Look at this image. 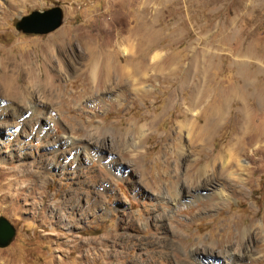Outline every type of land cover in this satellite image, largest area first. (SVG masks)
<instances>
[{"label": "rangeland", "instance_id": "rangeland-1", "mask_svg": "<svg viewBox=\"0 0 264 264\" xmlns=\"http://www.w3.org/2000/svg\"><path fill=\"white\" fill-rule=\"evenodd\" d=\"M1 216L0 264H264V0H0Z\"/></svg>", "mask_w": 264, "mask_h": 264}, {"label": "water", "instance_id": "water-1", "mask_svg": "<svg viewBox=\"0 0 264 264\" xmlns=\"http://www.w3.org/2000/svg\"><path fill=\"white\" fill-rule=\"evenodd\" d=\"M64 21L61 6L45 10H33L19 18L16 23L18 30L26 34H47L59 28ZM16 235L15 226L4 216L0 217V246L9 245Z\"/></svg>", "mask_w": 264, "mask_h": 264}, {"label": "bare ground", "instance_id": "bare-ground-1", "mask_svg": "<svg viewBox=\"0 0 264 264\" xmlns=\"http://www.w3.org/2000/svg\"><path fill=\"white\" fill-rule=\"evenodd\" d=\"M156 62V61H155ZM37 77H39V76H37ZM36 83V82H35ZM38 85V84H37ZM32 89V88H31ZM44 89V88H43ZM25 90V89H24ZM38 90V89H37ZM48 90V89H47ZM36 91V90H35ZM39 92V91H38ZM202 96V95H201ZM200 96V97H201ZM200 99V98H199ZM195 103V102H194ZM193 104V103H192ZM195 106V105H194ZM189 123V122H188ZM191 124V123H190ZM195 124V123H194ZM216 126V125H215ZM195 129V128H194ZM204 139V138H203ZM201 140H202V138H201ZM200 140V141H201ZM205 140V139H204ZM206 141V140H205ZM193 142V141H192ZM199 143V142H198ZM199 145V144H198ZM201 145V144H200ZM202 145H204L203 143H202ZM197 146V145H196ZM202 147V146H201ZM229 152H231V151H229ZM131 154V153H130ZM134 154V153H133ZM135 155V154H134ZM132 157H133V155H132ZM240 158V157H239ZM223 159H224V157H223ZM236 159V158H235ZM239 161V160H238ZM207 162V161H206ZM223 163V162H222ZM230 163V162H229ZM238 163V162H237ZM211 164V163H210ZM219 164V163H218ZM212 165V164H211ZM210 165V166H211ZM223 165V164H222ZM226 166H228V164H225ZM230 165V164H229ZM242 165V164H241ZM220 166V165H219ZM216 167H218L217 165H216ZM241 167V166H240ZM239 167V168H240ZM213 168V167H212ZM226 168V167H225ZM244 167H243V165H242V169H243ZM206 169V168H205ZM204 169V170H205ZM224 170V169H223ZM230 170V169H229ZM240 170V169H239ZM244 170V169H243ZM202 171H203V169H202ZM214 171H215V169H214ZM213 171V172H214ZM204 173H205V171H203ZM213 172H211V175H212V173ZM231 172V171H230ZM233 172V171H232ZM234 172H236V171H234ZM213 174H215V173H213ZM217 174V173H216ZM231 174V173H230ZM238 174V173H237ZM236 174V175H237ZM241 174V173H240ZM214 176V175H213ZM232 176H234V173H233V175ZM239 175H237V177H238ZM218 177V176H217ZM199 178H200V176H199ZM222 178H224V177H222ZM209 180H210V178H208ZM213 179V178H212ZM217 179V178H216ZM219 179H220V177H219ZM246 179V178H245ZM142 180V179H141ZM200 180V179H199ZM218 180V179H217ZM221 180V179H220ZM230 180V179H229ZM242 180V179H241ZM189 181V180H188ZM207 181V180H206ZM228 181V180H227ZM231 181V180H230ZM198 182V181H197ZM201 182V181H200ZM214 182V181H213ZM229 182V181H228ZM193 183V182H192ZM191 183V184H192ZM216 183V182H215ZM222 183V182H221ZM223 183H226V182H223ZM186 185V184H185ZM224 185V184H223ZM232 185V184H231ZM231 187H233V186H231ZM240 187V186H239ZM199 188H204V187H197V188H195L194 190L195 191H197ZM206 189V188H205ZM186 190V189H185ZM193 190V189H192ZM231 190V189H230ZM233 190V189H232ZM231 190V191H232ZM235 191V190H234ZM243 191V190H242ZM179 195H181L180 194V192L178 191L177 193L174 191L173 192V196H174V198H175V200L177 201V197H179ZM185 194H182L181 196H184ZM223 197V196H222ZM214 198V197H213ZM180 200V198L178 199V201ZM177 201V202H178ZM176 205V204H175ZM178 206V205H177ZM209 211V210H208ZM170 219H171V217H170ZM258 225V224H257ZM256 224H252L250 227H248L247 229H245L246 231H245V233H246V235H247V237L250 239V238H252L251 240H254V241H260L262 238L261 237H258L259 235H257L258 233L256 232V230H257V228H258V226H257ZM260 226V225H259ZM260 231V230H259ZM257 233V234H256ZM240 234H242L241 232H239V234L237 235V237L239 238V239H241V241L243 242V240L244 239H246V237L244 236V233H243V237L240 235ZM173 236H175V235H173ZM172 237V236H171ZM170 237V238H171ZM168 238V237H167ZM166 239V238H165ZM250 240V241H251ZM172 242V241H171ZM176 243V242H175ZM202 243H204V242H202ZM222 243V242H221ZM258 243V242H257ZM191 244V243H190ZM179 245V244H178ZM253 245V244H252ZM189 246V245H188ZM211 246H212V244H211ZM176 247V246H175ZM240 249H242L243 248V244L242 245H240V246H238ZM248 247V246H247ZM180 248V247H179ZM214 248H215V246H214ZM252 248V247H251ZM254 248V247H253ZM168 249V248H167ZM186 249V248H185ZM217 249V248H216ZM230 249V248H229ZM191 250V249H190ZM211 251V250H210ZM215 251V250H214ZM173 252V251H172ZM206 252V251H205ZM212 252V251H211ZM190 253H191V251H190ZM235 252H230V251H228L227 252V255L229 256V258L230 257H232L231 259H234V257L232 256V254H234ZM116 254V253H115ZM187 254V253H186ZM191 254H193V253H191ZM190 254V255H191ZM215 254V253H214ZM243 254V253H242ZM193 255H195V257H197L196 259L198 260V263L199 264H201V262L202 261H204V260H207V263H208V261L209 262H211L210 260H213L214 262L215 261H218V260H222V257H219V256H215V257H213V256H211V255H208V254H205V253H198V254H196V253H194ZM222 256H224V252H223V254H222ZM187 257V256H186ZM249 257V256H248ZM210 258H212V259H210Z\"/></svg>", "mask_w": 264, "mask_h": 264}]
</instances>
